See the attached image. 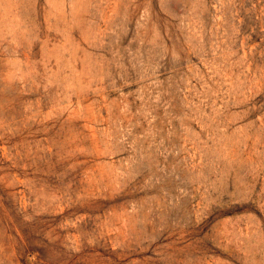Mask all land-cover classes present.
I'll return each instance as SVG.
<instances>
[{
    "label": "rangeland",
    "instance_id": "obj_1",
    "mask_svg": "<svg viewBox=\"0 0 264 264\" xmlns=\"http://www.w3.org/2000/svg\"><path fill=\"white\" fill-rule=\"evenodd\" d=\"M0 264H264V0H0Z\"/></svg>",
    "mask_w": 264,
    "mask_h": 264
}]
</instances>
